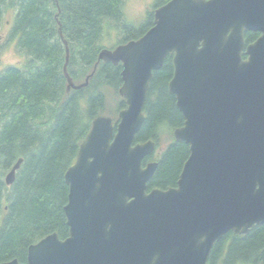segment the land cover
I'll list each match as a JSON object with an SVG mask.
<instances>
[{"label": "water", "instance_id": "95a60500", "mask_svg": "<svg viewBox=\"0 0 264 264\" xmlns=\"http://www.w3.org/2000/svg\"><path fill=\"white\" fill-rule=\"evenodd\" d=\"M244 31L261 35L245 46ZM63 42L66 89H78L88 77L72 81ZM168 54V90L184 118L173 138L189 155L176 186L147 190L157 161L143 160L155 144L134 140L150 78ZM97 57L121 64L125 107L116 123L105 114L91 120L64 173L68 236L47 234L28 246L25 262L0 264H208L226 233L263 224L264 0H169L144 34Z\"/></svg>", "mask_w": 264, "mask_h": 264}, {"label": "trees", "instance_id": "16d2710c", "mask_svg": "<svg viewBox=\"0 0 264 264\" xmlns=\"http://www.w3.org/2000/svg\"><path fill=\"white\" fill-rule=\"evenodd\" d=\"M167 1L154 0L152 10L135 26L124 18L123 0H0V24L5 9L15 11L6 44L15 40L16 49L24 55L21 65H7L0 71V262H25L28 246L52 232L59 239L68 236L64 173L91 120L106 114L116 122L118 111L125 107L118 93L121 64L97 57L104 24L124 29L117 44L137 39L153 25L154 9ZM63 39L72 81L78 84L88 77L78 89H66ZM172 74V54H168L150 78L145 119L135 142L152 139L158 145L164 128L171 132L183 125L168 90ZM188 155L189 145L171 137L155 159L157 167L147 189L176 186ZM18 158L22 162L7 185L3 175ZM153 158L150 154L143 163ZM207 261L263 264L264 223L246 234L229 231L213 244Z\"/></svg>", "mask_w": 264, "mask_h": 264}, {"label": "rangeland", "instance_id": "374dc122", "mask_svg": "<svg viewBox=\"0 0 264 264\" xmlns=\"http://www.w3.org/2000/svg\"><path fill=\"white\" fill-rule=\"evenodd\" d=\"M153 2L154 0H123L122 9L124 18L135 26L139 25L144 19L146 12L152 10ZM14 13L15 11L13 8L5 9L2 16V23L0 24V71L7 65H21L24 60V55L15 47V40L6 44ZM119 30L113 27V25L105 23L104 31L99 41L100 45L105 49H112L117 45L121 35L124 34V29ZM171 137L172 131L170 132L168 128H164L153 157L157 158L159 151L167 146ZM6 173L7 171L4 173L3 177Z\"/></svg>", "mask_w": 264, "mask_h": 264}, {"label": "flooded vegetation", "instance_id": "af4514ba", "mask_svg": "<svg viewBox=\"0 0 264 264\" xmlns=\"http://www.w3.org/2000/svg\"><path fill=\"white\" fill-rule=\"evenodd\" d=\"M248 33V36H246V40H244V45L246 46L247 44L255 41L260 35H261V32L260 31H244L243 35L245 37V34ZM248 40V41H247ZM243 54L246 58V54H245V51L243 49ZM171 187V186H170Z\"/></svg>", "mask_w": 264, "mask_h": 264}]
</instances>
